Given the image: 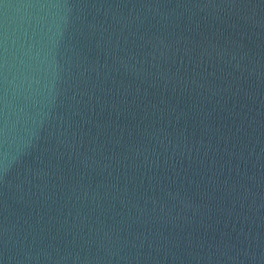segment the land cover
<instances>
[{"label":"water","instance_id":"1","mask_svg":"<svg viewBox=\"0 0 264 264\" xmlns=\"http://www.w3.org/2000/svg\"><path fill=\"white\" fill-rule=\"evenodd\" d=\"M0 264H264V0H0Z\"/></svg>","mask_w":264,"mask_h":264}]
</instances>
